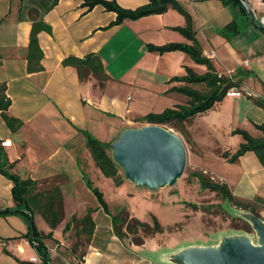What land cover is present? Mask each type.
Masks as SVG:
<instances>
[{"label": "crops", "instance_id": "0c3cea01", "mask_svg": "<svg viewBox=\"0 0 264 264\" xmlns=\"http://www.w3.org/2000/svg\"><path fill=\"white\" fill-rule=\"evenodd\" d=\"M116 1L122 7L135 8L148 0ZM50 2L0 0V84H5V93L11 100L7 114L21 121L20 128L13 132L0 113L3 151L0 163L14 162L10 170L21 178L29 177L38 183L57 180L67 219L74 211L95 209L91 214L95 224L93 234L80 256L81 246L72 249L73 224L63 231L66 221L63 220L52 230L53 240H45L50 264H158L151 261L158 250L123 242L113 231L111 215L98 202H87L91 191L83 176L95 186L89 177V169L95 164L86 147L84 132L109 144L133 119L185 104V95L169 91L180 83L168 82L169 79L184 75L186 67L202 74L206 66L194 62L183 51L160 54L146 49L147 43L189 42L172 29L185 24L183 16L174 9L111 26L115 13L99 5L87 10L80 0H57L52 7ZM179 2L192 17L203 54L211 59L219 75L240 81L239 88L234 89L241 93L225 95L185 126L213 113L212 125L216 119L227 123V143L213 150L222 171L210 173L216 175L219 183L226 184L235 198L244 201L260 198L263 203L256 205L263 215L264 167L256 154L247 151L236 162L229 163L220 153L224 150L233 153L242 142L239 134L231 133L235 128H243L255 137L261 135L254 123L264 125V109L255 105L248 95L264 98V32L242 19L236 3ZM36 11L50 25L51 33L38 34L43 52L42 70L27 72L31 16ZM233 18L241 21V30L226 38L219 30ZM88 53L100 56L107 75L103 84L91 72L81 80L76 67L61 63L67 56L83 57ZM11 187L12 182L0 174V210L14 206ZM76 216H81V212ZM37 217L41 216L35 214L37 228L44 233L51 231L42 217L43 223L38 224ZM26 231L21 214L0 215V264H20L17 259L43 264L24 237Z\"/></svg>", "mask_w": 264, "mask_h": 264}, {"label": "trees", "instance_id": "16d2710c", "mask_svg": "<svg viewBox=\"0 0 264 264\" xmlns=\"http://www.w3.org/2000/svg\"><path fill=\"white\" fill-rule=\"evenodd\" d=\"M81 6L87 10L92 9L94 6L99 5L106 11H112L115 13V19L110 25L121 24L124 20H136L144 16L151 14H161L166 12L169 8L176 10L180 13L185 24L183 26H175L172 29L178 31L189 42H168L161 45H155L152 43L146 44L148 51L157 53H164L169 51H183L187 53L194 62L203 64L206 66V71L202 74H197L191 68H185V74L181 76H173L168 82H179L180 85L172 86L169 91L179 92L187 97L185 104H177L173 107H167L161 112H149L137 120L146 122L148 124H182L186 125L187 121L193 119L196 115L202 114L210 110L216 102L221 101L226 95V91L229 88H239L240 81L234 80L232 76L219 75L216 71L210 58L203 54L202 48L195 36V30L193 29V21L190 13L180 4L178 0H148L145 4L137 6L135 8L122 7L116 0H80ZM223 3L229 2L236 3L242 11V19L248 22V16L246 10L239 0H222ZM57 0H51L50 7L54 6ZM31 29L29 33V42L27 46L26 60L27 72H35L42 70L41 59L43 57L42 49L39 46L38 34L41 31L51 33V27L45 22L39 13L34 12L31 16ZM241 21L233 18L229 23L220 28V33L226 38L232 37L240 32ZM2 55L0 53V63ZM64 66H73L78 70L79 78L82 80L86 75L93 73L99 84H103L107 79V75L104 72L103 64L100 56L97 53H88L83 57L67 56L62 62ZM192 85H199L196 88ZM6 86L4 83L0 84V113L11 131H16L21 126V121L15 117L7 114V109L11 104V100L7 97ZM253 103L262 109H264V98L252 97L248 95ZM254 127L261 132L259 137L251 135L247 130L243 128H235L231 131L232 134H239L242 138L237 149L230 153L228 150H224L220 153L227 162L233 163L247 151H253L261 165L264 167V125L254 123ZM85 144L88 148L90 155L94 161L95 166L100 172L107 178L111 179L115 185H120L123 182V175L120 167L112 160L108 143L101 142L96 137L92 136L88 132H84ZM1 144V141H0ZM3 156V151L0 146V157ZM14 162L0 163V174L4 175L12 182L11 194L14 201L13 207H7L0 210V215H6L9 213L21 214L27 225V231L24 237L29 244L34 248L40 262L43 264L49 263V252L45 244L46 239H52V230L61 222H63V196L61 189L58 185L52 186L50 189L44 191H37V187L41 184L36 180L29 177L21 178L18 174L12 172L10 169L13 167ZM190 176H196L199 178L202 185L210 191L221 194L232 205L239 209L247 210L264 219V216H260L256 202H262L260 198L253 200H239L234 197L229 188L224 183H218L211 181L202 172H193ZM86 186L95 196L99 207L104 212L111 215L113 231L115 235L122 239L124 231L122 226H125L126 231L129 233H136L137 227L144 232L150 230V225L146 222L140 221L133 217L130 221L122 219L117 214H111L109 212L106 201L104 200L103 193L98 187L93 186L92 182L84 175L83 176ZM263 203V202H262ZM196 208V205H194ZM35 209L38 211L42 219L48 224L51 231L44 233L39 230L35 224ZM95 209L87 207L85 212L77 217L74 214L64 222L63 231L69 229L71 224L75 226V237L85 235L86 241L89 240L94 230V221L91 214ZM75 223V224H74ZM153 231L162 230L161 225L154 217ZM81 246L80 243H74L72 249ZM76 253L75 250H73ZM82 254L81 252L79 253ZM20 264H36L33 261H21L17 259ZM79 264V263H77Z\"/></svg>", "mask_w": 264, "mask_h": 264}, {"label": "rangeland", "instance_id": "374dc122", "mask_svg": "<svg viewBox=\"0 0 264 264\" xmlns=\"http://www.w3.org/2000/svg\"><path fill=\"white\" fill-rule=\"evenodd\" d=\"M212 115L197 118L187 127L182 124H163L178 134L186 151L183 172L172 185L151 190L147 187H137L134 182L124 177L120 185H115L95 166L89 169V177L103 193L111 214H117L127 221L135 217L151 227L148 232L137 227L136 233H129L125 226H122L123 242L140 245L146 249L154 247L163 253L162 257H166L186 245L217 243L226 235L246 233L254 239L250 224L243 218L246 212H240L239 208L221 194L205 188L198 177L190 176L193 172H202L211 181L218 182L216 175L210 172L222 171L218 158L213 156V150L220 144L227 143V123H220L222 121L216 119L215 125H212L210 122ZM146 124L148 123L135 118L128 123V128H139ZM121 173L123 175L122 170ZM58 184L57 180L42 181L37 191H44ZM90 195L87 202L97 203L91 192ZM86 208L74 211L73 214L81 212L82 215ZM35 214L39 215L36 209ZM66 215L67 212L63 210V220H67ZM70 216L69 214L68 218ZM154 217L162 230L156 232L152 230ZM36 221L38 224L43 223L41 217H37ZM74 227L73 229L76 228ZM85 242V235L74 239V243L81 244V253ZM151 261L158 264L166 263L155 258H151Z\"/></svg>", "mask_w": 264, "mask_h": 264}, {"label": "water", "instance_id": "95a60500", "mask_svg": "<svg viewBox=\"0 0 264 264\" xmlns=\"http://www.w3.org/2000/svg\"><path fill=\"white\" fill-rule=\"evenodd\" d=\"M250 23L264 32L256 21L249 0H239ZM178 145L174 146L175 140ZM112 160L123 177L137 187L151 190L174 184L181 176L186 151L181 138L160 124L124 128L108 144ZM243 218L251 226L254 239L246 233L221 237L214 244L186 245L166 257L158 251L152 258L165 264H264V219L243 209Z\"/></svg>", "mask_w": 264, "mask_h": 264}, {"label": "built area", "instance_id": "2783aa9c", "mask_svg": "<svg viewBox=\"0 0 264 264\" xmlns=\"http://www.w3.org/2000/svg\"><path fill=\"white\" fill-rule=\"evenodd\" d=\"M178 1H180V0H178ZM186 1L193 2L196 0H186ZM251 4L253 7V12H254L257 23L259 24V26L262 29H264V0H256V2L251 3ZM226 95L239 96V95H241V93L239 91L235 90L234 88H229L226 91Z\"/></svg>", "mask_w": 264, "mask_h": 264}, {"label": "bare ground", "instance_id": "6f19581e", "mask_svg": "<svg viewBox=\"0 0 264 264\" xmlns=\"http://www.w3.org/2000/svg\"><path fill=\"white\" fill-rule=\"evenodd\" d=\"M174 146L178 145V140L176 139L175 142L173 143Z\"/></svg>", "mask_w": 264, "mask_h": 264}]
</instances>
